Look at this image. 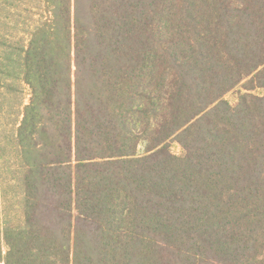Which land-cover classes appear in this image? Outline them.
I'll list each match as a JSON object with an SVG mask.
<instances>
[{
	"label": "trees",
	"instance_id": "16d2710c",
	"mask_svg": "<svg viewBox=\"0 0 264 264\" xmlns=\"http://www.w3.org/2000/svg\"><path fill=\"white\" fill-rule=\"evenodd\" d=\"M34 8L27 43L0 21L23 107L0 264H264V0Z\"/></svg>",
	"mask_w": 264,
	"mask_h": 264
},
{
	"label": "rangeland",
	"instance_id": "374dc122",
	"mask_svg": "<svg viewBox=\"0 0 264 264\" xmlns=\"http://www.w3.org/2000/svg\"><path fill=\"white\" fill-rule=\"evenodd\" d=\"M36 0H0V21L1 16H8V30L12 41L27 43V36L24 33L26 26L30 22L31 17L37 19L39 16L37 10L34 8ZM1 27V25H0ZM3 31L0 28V34ZM18 86L25 89L23 92L24 104L29 103L31 91L27 84L20 83ZM20 88V87H19ZM244 90L241 86L234 88L225 95V99L235 105L238 102L240 91ZM0 96V151H4V158L0 157V226H3V219L5 213L10 216L13 224H17L21 219V211L17 206L20 200V189L16 187L13 179V168L11 166L15 163V151L11 147L10 131L14 128V123L21 118L18 113L23 107L18 106V94L10 93L5 96V90L2 89ZM3 92V93H2ZM256 94H262L263 89L257 88L253 90ZM2 138V141H1ZM171 149L175 154H182L183 148L177 141L171 143ZM4 249L6 246L4 244Z\"/></svg>",
	"mask_w": 264,
	"mask_h": 264
}]
</instances>
